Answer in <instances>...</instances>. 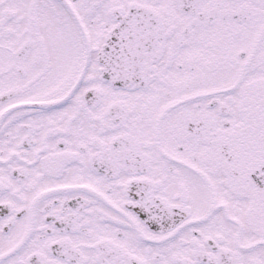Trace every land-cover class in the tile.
Instances as JSON below:
<instances>
[{"label": "snow or ice", "instance_id": "snow-or-ice-1", "mask_svg": "<svg viewBox=\"0 0 264 264\" xmlns=\"http://www.w3.org/2000/svg\"><path fill=\"white\" fill-rule=\"evenodd\" d=\"M0 264H264V0H0Z\"/></svg>", "mask_w": 264, "mask_h": 264}]
</instances>
